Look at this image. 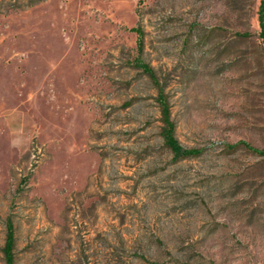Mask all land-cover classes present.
Masks as SVG:
<instances>
[{"label":"rangeland","instance_id":"1","mask_svg":"<svg viewBox=\"0 0 264 264\" xmlns=\"http://www.w3.org/2000/svg\"><path fill=\"white\" fill-rule=\"evenodd\" d=\"M260 2L0 0V264H264Z\"/></svg>","mask_w":264,"mask_h":264},{"label":"trees","instance_id":"2","mask_svg":"<svg viewBox=\"0 0 264 264\" xmlns=\"http://www.w3.org/2000/svg\"><path fill=\"white\" fill-rule=\"evenodd\" d=\"M258 22L260 28L259 38L261 41L262 52L264 55V0H261L260 2V7L258 11ZM132 30L138 33L139 36L138 48H139V53L142 54L143 45H144L142 31L139 27H135ZM137 65L138 67L143 69L147 74H149L151 77L153 76L151 68L147 64L143 63L140 59H137ZM158 101L160 103V108H161V122H162L161 136L163 138L164 145L172 152L175 158L185 159V158H194L200 156L202 154V151L200 149L184 148L177 139L176 124L172 119L171 107L165 93L161 88L159 90ZM240 147H244L245 149H248L253 153L264 156V149H256L253 148L251 145L243 142L234 146H230L229 148L237 149ZM15 247H16L15 229L12 223L10 222L8 223L6 242L3 249V253L7 264H15V259H14Z\"/></svg>","mask_w":264,"mask_h":264}]
</instances>
